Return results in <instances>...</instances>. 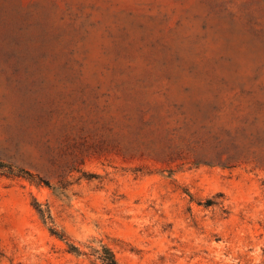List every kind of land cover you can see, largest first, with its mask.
Here are the masks:
<instances>
[{"label": "rangeland", "instance_id": "obj_1", "mask_svg": "<svg viewBox=\"0 0 264 264\" xmlns=\"http://www.w3.org/2000/svg\"><path fill=\"white\" fill-rule=\"evenodd\" d=\"M0 264H264V0H0ZM33 178V179H32Z\"/></svg>", "mask_w": 264, "mask_h": 264}, {"label": "trees", "instance_id": "obj_2", "mask_svg": "<svg viewBox=\"0 0 264 264\" xmlns=\"http://www.w3.org/2000/svg\"><path fill=\"white\" fill-rule=\"evenodd\" d=\"M0 170L6 174H21L20 171H15L12 165L1 162ZM32 204L43 223L48 228L50 234L65 242L67 251L76 255L91 257L92 264H126L118 260L109 244L101 238L97 239L95 237H91L83 243L84 247H81V245L77 243L63 228H60L56 224L47 204H43L35 197L33 198Z\"/></svg>", "mask_w": 264, "mask_h": 264}]
</instances>
